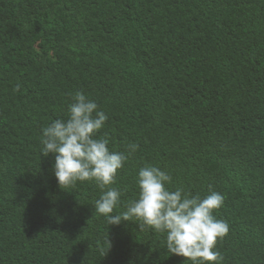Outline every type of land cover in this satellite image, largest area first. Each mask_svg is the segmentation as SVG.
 <instances>
[{
    "label": "trees",
    "instance_id": "1",
    "mask_svg": "<svg viewBox=\"0 0 264 264\" xmlns=\"http://www.w3.org/2000/svg\"><path fill=\"white\" fill-rule=\"evenodd\" d=\"M77 91L128 155L113 215L154 165L223 195L222 264H264V0H0V264H191L136 218L109 225L95 182L60 187L42 128Z\"/></svg>",
    "mask_w": 264,
    "mask_h": 264
},
{
    "label": "clouds",
    "instance_id": "2",
    "mask_svg": "<svg viewBox=\"0 0 264 264\" xmlns=\"http://www.w3.org/2000/svg\"><path fill=\"white\" fill-rule=\"evenodd\" d=\"M107 119L95 101L77 91L68 107V118L56 119L42 128L41 154H55L54 175L60 187L93 181L101 189L95 211L109 225L136 218L142 221L141 227L165 234L171 254L183 256L191 264H222L224 258L216 244L227 235L229 225L213 214L224 202L219 192L201 197L186 194L182 188L170 190L171 176L146 164L135 178L137 198L128 201L124 211L113 215L121 204L122 191L111 185L116 183L118 170L128 155L110 150L108 139L97 135ZM138 147L129 144V152Z\"/></svg>",
    "mask_w": 264,
    "mask_h": 264
}]
</instances>
